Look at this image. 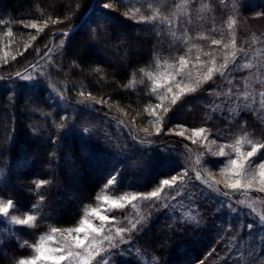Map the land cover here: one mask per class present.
<instances>
[{
    "label": "rangeland",
    "instance_id": "374dc122",
    "mask_svg": "<svg viewBox=\"0 0 264 264\" xmlns=\"http://www.w3.org/2000/svg\"><path fill=\"white\" fill-rule=\"evenodd\" d=\"M118 1L97 0L95 6L115 10ZM121 2L123 5L117 12L130 20L131 28L132 23L143 26L139 36L136 28L131 29L135 36L156 39L153 62L140 69V73L135 72L127 87L150 96V103L119 106L108 97L93 96L83 83H87L85 79L72 85L77 98L68 101L62 73L81 70L63 53H57L66 44L60 40L45 60L17 73L28 85L45 87V100L52 109L50 114L37 113L40 120L32 124L36 128L34 134L46 138L48 125L50 130L57 129L56 133L71 130L87 133L100 123L104 132L106 126L118 131L125 128L123 125H131L136 137L142 138L165 132L184 142L186 148L176 151L170 142L161 145L134 142L140 149L145 148L146 154L156 151L174 156L181 165L171 177L160 180L147 192L113 194L112 185L105 186L81 220L91 223L98 231L93 232L85 225V232L76 233L80 221L74 228L48 230L35 242L23 239L21 245L28 246L31 255L20 259L18 264H30L34 259L36 264H54L51 259H36L40 252L47 257L64 255L65 259L58 264H114L119 255L132 254L128 237L132 231L144 228L153 207L163 209L174 221L195 223L201 222L202 212L212 209L218 215L216 219L211 216L216 225L214 237L226 246L216 252L212 264L219 259L228 264H264V191L260 190L264 187V168L258 167L264 163V147H261L264 145V0H243L246 4L240 0ZM254 2L262 13L251 11ZM105 34L99 35L100 41L95 34L89 35L83 52L110 59L104 50L110 48L116 52L112 48L115 43L108 42L111 36ZM19 50L14 48L7 27L0 23V65L10 61ZM56 58L63 68L51 67ZM209 69H212L210 78ZM205 84L212 88L201 94L195 92ZM188 94L193 98L189 104L180 106L171 116H164L174 98ZM80 99L107 106L118 112L125 123L112 117L91 118L89 109L80 106ZM25 104L33 109L30 101ZM253 146L258 149L256 155L247 157ZM142 157L137 155L140 160ZM233 159L238 161L237 165L230 163ZM3 171L0 167V178ZM153 192L157 194L155 197ZM8 201L0 195V207ZM29 215L34 217L12 203L7 213L0 212V235L9 234L12 226L32 227L34 220L26 225L12 220L13 216L26 219ZM99 215L107 219L101 222ZM119 229L124 231L118 233ZM77 238L84 239V245L76 247ZM69 251L77 255L69 257Z\"/></svg>",
    "mask_w": 264,
    "mask_h": 264
},
{
    "label": "trees",
    "instance_id": "16d2710c",
    "mask_svg": "<svg viewBox=\"0 0 264 264\" xmlns=\"http://www.w3.org/2000/svg\"><path fill=\"white\" fill-rule=\"evenodd\" d=\"M90 1L0 0V23L7 27L14 48L20 49L10 61L0 65V167L4 170L0 178V195L11 200L20 210L34 214L32 227L12 226L9 234L0 235V264H18L20 259L31 255V249L21 245L23 239L35 242L48 230L76 227L105 186L112 185L113 194L147 192L160 180L171 177L181 165L174 156L156 151L146 154V149H140L134 142L156 145L170 142L176 151L186 148L184 142L165 132L142 138L136 137L131 125H123L125 128L118 131L106 126L107 132H104L100 123L94 126L93 132L71 130L56 133L58 130H50L48 125L46 138L34 134L36 128L32 124L40 120L37 113L50 114L52 109L45 100V87L28 85L19 79L17 73L49 49L38 62L45 60L60 40H65L66 44L61 45L57 53H63L81 70L66 69L62 73L68 101L74 102L77 98L72 85L85 79L87 83H83L93 96L108 97L119 106L150 103V96L127 87L135 72L140 73V69L153 62L156 39L138 37L143 26L132 23V28L137 29L138 36H135L130 20L117 12L123 5L121 0L115 10L99 9L94 4L76 30L55 35L75 25ZM240 2L244 3L243 0ZM258 6L254 2L251 11L262 13ZM102 32L111 36L108 42L115 43L112 48L116 52L110 48L104 50L110 59L83 52V44L89 35L95 34L100 41ZM50 65L54 69L63 68L59 58ZM211 88L205 84L195 92L201 94ZM192 100L190 94L180 97L167 107L164 116H171L177 108ZM25 101H30L33 109H28ZM80 101L81 107L89 109L91 118L112 117L121 124L125 123L118 112H112L107 106L86 99ZM114 141L122 146L115 147ZM138 153L143 156L141 160L137 158ZM156 208L153 207L146 217L144 228L132 231L128 237L132 254L127 257L119 255L114 264H212L216 252L225 249L226 246L214 237V220L218 215L212 209L202 212L201 222L195 223L174 221L163 209ZM211 216L215 219L211 220ZM226 262L219 259L214 264H228Z\"/></svg>",
    "mask_w": 264,
    "mask_h": 264
},
{
    "label": "snow or ice",
    "instance_id": "6c2138e0",
    "mask_svg": "<svg viewBox=\"0 0 264 264\" xmlns=\"http://www.w3.org/2000/svg\"><path fill=\"white\" fill-rule=\"evenodd\" d=\"M215 42H216V41H214V43H215ZM183 63H184V61L181 60V64H183ZM211 72H212V69H209V78H210V74H211ZM193 90H194V89H193ZM176 99H177V98H174V99H173V103L176 102ZM197 131H203V129H199V130H197ZM261 147H264V145H262ZM239 151H240L239 148H237V152H238V153H239ZM257 151H258L257 147H256V146H253V147H252V150L249 151V152H247L246 155H247V157H253V156L256 155ZM230 163H231L232 165H237V164H238V161L235 160V159H233V160L230 161ZM258 167H260V168H264V163L259 164ZM174 179H175V178H174ZM110 183H111V181H110ZM168 183H169V182H168L167 180L164 181V184H165V185H167ZM238 183H239V181H237V184H238ZM232 186L235 187V185H232ZM260 190H261V191H264V187H262ZM156 195H157V194H156L155 192L152 193V196H153V197H155ZM11 204H12V201L9 200L7 205H5V206H3V207H0V212H2V213H7L8 210H9V206H10ZM94 214H95V212H94ZM98 218H99V220H100L101 222H103V221H105V220L107 219V217L104 216V215H99ZM12 220H13L15 223H17V224L26 225V224H29L30 221H33V220H34V217L31 216V215H29V216H27L26 219H17L15 216H13V217H12ZM138 222H139V221H138ZM85 225H87V228L90 229V230L93 231V232L98 231V229L93 228V226L91 225V223H88V222H86V221H81V226H80V227H77V228L75 229V232H76V233L85 232V231H86V229H85ZM135 226H136L135 224L132 225L133 228H135ZM53 231H56V230L53 229ZM123 231H124V229H119V230H118V233H122ZM106 238H107V237H106ZM85 239H87V235L85 236ZM84 242H85L84 239H79V238H77V239L75 240V246H76V247H81L82 245H84ZM38 252H39V249H38ZM74 255H77V254H74V253H72L71 251L68 252V256H69V257H73ZM41 258H43V259H45V260H47V259H51V260H53L54 264H58L59 261H62V260L65 259V256H64V255H59V256L47 257V256L44 255L43 252H40V254L36 257V259H41ZM30 264H36V260H35V259L32 260V261L30 262Z\"/></svg>",
    "mask_w": 264,
    "mask_h": 264
},
{
    "label": "water",
    "instance_id": "95a60500",
    "mask_svg": "<svg viewBox=\"0 0 264 264\" xmlns=\"http://www.w3.org/2000/svg\"><path fill=\"white\" fill-rule=\"evenodd\" d=\"M95 4V0H91L89 6L87 7V9L84 11V13L82 14V16L80 17L79 21L73 25L69 30L66 31H60L57 32L55 35L59 34V33H63V34H70L71 32H73L74 30H76L80 24L84 21V19L89 15L90 11L93 8V5ZM54 35V36H55ZM54 36L51 38V44H52V40L54 38ZM50 44V45H51ZM49 49H47L46 52L43 53V55H41V57H39L38 59H36L34 62H32L30 65H28V67H26L25 69H23L21 72L26 71L27 69H29L31 66H33L34 64H36L40 59H42L43 57H45L48 53Z\"/></svg>",
    "mask_w": 264,
    "mask_h": 264
}]
</instances>
